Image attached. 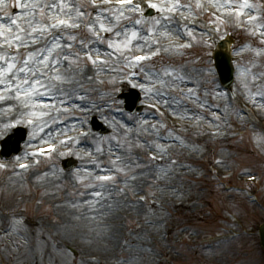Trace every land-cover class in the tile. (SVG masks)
<instances>
[{
  "label": "rangeland",
  "instance_id": "374dc122",
  "mask_svg": "<svg viewBox=\"0 0 264 264\" xmlns=\"http://www.w3.org/2000/svg\"><path fill=\"white\" fill-rule=\"evenodd\" d=\"M143 1L153 0L123 9L105 0H0V142L25 126L24 156L14 162L54 140L78 162L65 172L58 152L27 175L0 169V231L8 215L18 224L0 238L8 264H91L90 255L154 264L168 249L173 264H264V0H177L171 10L176 0H160L153 18ZM58 19L63 27H53ZM209 34L215 42L234 35V99L218 89ZM168 39H191L194 48L186 56L164 50ZM122 88L139 91L142 114L123 111ZM92 116L111 133L60 144L91 131ZM227 171L235 175L225 181ZM251 175L259 184L244 185ZM230 214L258 232L195 247L198 237L222 233Z\"/></svg>",
  "mask_w": 264,
  "mask_h": 264
},
{
  "label": "water",
  "instance_id": "95a60500",
  "mask_svg": "<svg viewBox=\"0 0 264 264\" xmlns=\"http://www.w3.org/2000/svg\"><path fill=\"white\" fill-rule=\"evenodd\" d=\"M220 48L223 49L222 46H220ZM214 60H215V67H216V70L219 74V77L221 78V81L223 82V84L227 88H230L231 82H232V77H231L232 68L230 65L229 55L227 53L221 51L217 55H215ZM96 125L98 126L96 128H98L99 132L105 133V131H101V129H100L101 126L98 123ZM73 165L71 164L69 167H71ZM260 237H261V241H262V246L264 248V226L261 228Z\"/></svg>",
  "mask_w": 264,
  "mask_h": 264
},
{
  "label": "snow or ice",
  "instance_id": "6c2138e0",
  "mask_svg": "<svg viewBox=\"0 0 264 264\" xmlns=\"http://www.w3.org/2000/svg\"><path fill=\"white\" fill-rule=\"evenodd\" d=\"M120 2H121V3H128V4H131V3L133 2V0H120ZM149 6H150V7H153V8L156 7L155 4H150ZM137 7H139V5H137ZM12 23L15 24L16 21H12ZM60 23L63 24L64 21H60ZM53 27H55V25H53ZM17 39H18V37H17ZM136 59H137V60H142L143 57H136ZM13 66H14V65L9 64V66H8L9 71L11 70V68H12ZM21 71H23V69H21ZM25 83H27V81H25ZM22 167H24V166L22 165ZM101 179H103V180H107V179H109V178H108V177H101Z\"/></svg>",
  "mask_w": 264,
  "mask_h": 264
},
{
  "label": "bare ground",
  "instance_id": "6f19581e",
  "mask_svg": "<svg viewBox=\"0 0 264 264\" xmlns=\"http://www.w3.org/2000/svg\"><path fill=\"white\" fill-rule=\"evenodd\" d=\"M214 3H219V2H216V0H214ZM165 30V29H164ZM15 186H17V184H14ZM8 187H12V185L11 184H8ZM82 220H83V218H82ZM232 242V241H231Z\"/></svg>",
  "mask_w": 264,
  "mask_h": 264
}]
</instances>
